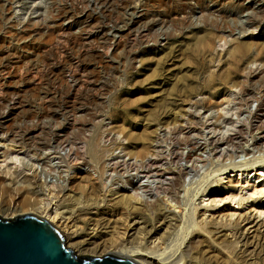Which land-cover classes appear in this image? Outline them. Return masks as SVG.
<instances>
[{
	"label": "rangeland",
	"instance_id": "rangeland-1",
	"mask_svg": "<svg viewBox=\"0 0 264 264\" xmlns=\"http://www.w3.org/2000/svg\"><path fill=\"white\" fill-rule=\"evenodd\" d=\"M123 1L114 0L112 5L98 9L93 16L103 19L115 9H121L118 5L120 6ZM195 1L197 0L188 1L186 12L190 13V8H194L196 15L193 20L200 21L198 26L177 27L176 31L172 28L162 30L164 32L157 30L159 37L156 40H150V45L141 50L142 53L136 60L123 62L120 60V53H117L116 59L109 58L111 50L106 51V47H101V40L90 47L87 45L79 47L86 35L82 27L87 26L91 21V18H87L85 14H77L73 19L62 20L60 29L65 31L64 34L54 32L52 33L54 37L50 36L54 27L48 19L58 9L69 6V2L67 5L60 0H0V102L3 99L6 104L2 111H12L14 104L16 107L19 104L21 108L26 107L25 114L29 105L33 111L38 110L37 107L42 104V101L33 99L35 97L31 93H24V89L35 87L39 90L38 95L42 96L45 93L46 85L40 80L38 72V64L45 60L51 63L53 60V66L61 69L56 71L53 77L61 78L63 85L72 86L73 95H76L77 90L81 94L86 91L85 95L95 98L98 103L97 105L86 103L82 106V110L68 113L53 124H48L46 120L41 124L36 119L27 123L22 122L20 119L23 115L19 120H17L19 115L15 116L19 114V111H14V114L11 112L10 117L1 121L0 155L3 156L1 154L3 151L10 154L4 160L0 158V186L7 187L10 189L11 196L14 195L12 198L4 197V202H1L0 197V208L9 214L0 215L1 219L34 216V213L39 215L41 210L53 206L58 200L54 201L49 191L53 194L58 193L59 198L68 189L81 194L76 188V184L81 181V175L89 176L94 186L102 192L111 186L123 187L128 191H132V187L137 188L139 195L148 200V203H152L157 198L160 201L166 200L163 197L170 190L173 181L170 173H181L180 183L171 193L182 205L185 200L184 191L199 185L200 177L216 169L219 163L225 161L224 158L227 159L228 156L229 159L233 155L234 162L241 163L250 158L252 156L250 154L256 157L261 153L259 151L264 150V88L258 87L259 89L253 91L254 98L250 99L248 105L237 98V93L241 89L250 91V88H253L249 87L248 83L252 75L264 70V21H260L257 26H246L242 34L235 32L231 35H228V32L218 31L210 25L211 19L229 20V23L232 18L244 21L247 18L245 8L254 3H256L255 9L260 6L264 8V1L204 0L202 3L201 0L198 6ZM180 2L176 0L132 1L129 7L131 6V9L135 7V11L131 10L134 15L131 16V12L127 10L124 16L122 15L126 25L119 23L118 25L122 26L119 33H108L106 39L108 38L112 46L128 44L134 39V35L127 30L131 26L130 23L144 14L149 19L159 20L165 8L173 5L180 6L182 4ZM121 13H124L122 9ZM179 17L182 18L183 15ZM86 30L88 33L96 32L95 28H86ZM144 35L146 34L142 33L139 36L137 34L135 39L140 40ZM65 42L67 45L72 42L79 49L70 51ZM89 53L95 55L94 60H90ZM235 66L236 76L235 73L232 74L229 83L217 81L221 85L216 87L218 89L216 97H210L213 90L204 89L200 94L193 96L189 102L174 108L177 114L186 112L195 116L198 121L194 126L196 129L192 128L194 132L186 130L181 136H173L171 132L173 125L165 124H158L147 130V120L156 114L159 101L165 95L168 96L173 86L186 82L201 86V82L208 77H223ZM113 70L116 74L113 79L114 86L109 92H103L98 84ZM11 92H17L19 96L5 95ZM72 101L75 102L76 99L72 98ZM73 120L76 121L77 127H82V130H74L71 134V137L75 135V144L72 147L55 148L58 147L53 145L54 138H57L55 134L61 137L58 128L62 125L68 126ZM122 126L126 127L128 135L148 142L146 145L148 148L155 135L154 130L157 129L159 136H155V141L150 148H155L158 157H151L148 154L140 159L126 155V152L121 149H115L111 139L124 145L127 144V140L115 130L111 131L110 140L105 139V136L113 127ZM18 127L27 129L33 140L42 138L53 146L39 150L37 154L41 152L43 155L39 159L34 152L16 142V136L21 132ZM40 127L43 129L40 130ZM164 131L168 134L164 138H167V141L159 144ZM185 137L192 142L190 146L183 147L182 139ZM89 141L96 143L95 151L100 157L94 163L90 162L86 155ZM176 150L182 158L179 161H172L174 157L172 154H175ZM242 150L250 152L249 156L244 157ZM194 151L196 155L192 161H185V156ZM44 174H50L48 177L46 175L45 183ZM103 184L107 185L104 190ZM214 184L215 176L211 175L199 194L193 198L191 208L195 211V220L199 221L201 219L199 216L205 211L206 221L212 228H217L220 221L225 223L230 220V225L238 222L236 230L243 234H241L243 238H247L240 239L236 244L235 253L239 254L242 251H246L245 254L249 253L250 256L247 257L249 261L246 264H264V219L256 214L263 208L264 198L256 200L258 202L256 210L251 207L250 201L241 203L239 206L232 204L235 214L230 219L228 217L226 219V215L234 212L228 208L229 204L220 203L219 206L214 207L210 204L212 197L209 195L203 197L209 191L218 190ZM23 187L24 189L27 187L29 191L28 205H22L23 197L19 198L18 194L15 195L16 188ZM241 195L246 197L245 191H242ZM95 197L94 193L92 199ZM165 206H168V203ZM31 208L36 211L33 213ZM174 211L176 216H180L182 207ZM95 212L90 210V213ZM99 212L100 217L108 218L109 213L104 208ZM87 224L85 220H80L79 231L86 234ZM250 226L253 228H250L247 233ZM230 227H224L227 234ZM203 251H205L203 264H235L232 259L227 260L222 256H216L217 253L208 254L209 249L206 247ZM98 255L91 257H103L105 254ZM173 259L163 263L172 264Z\"/></svg>",
	"mask_w": 264,
	"mask_h": 264
},
{
	"label": "bare ground",
	"instance_id": "bare-ground-1",
	"mask_svg": "<svg viewBox=\"0 0 264 264\" xmlns=\"http://www.w3.org/2000/svg\"><path fill=\"white\" fill-rule=\"evenodd\" d=\"M60 1L66 2L67 5L68 2L70 4L69 6H64V4V7L58 9V11L54 13L50 19L47 18L49 23L54 27V30H51L52 32H50V36L52 38L54 37L52 36V33L54 32H58L60 35L64 34L65 31H61L60 29L62 20H70L73 19L77 14H85L87 18H91V21L87 26L82 27L83 32H86V35L84 36L79 47H85L84 45L90 47L93 43H97L99 40H101V47H106V51L108 49L111 50V57L109 58L116 59L115 56L117 53H120V60L123 62L136 60L140 53H142L141 50L147 48V46L150 45V40H156L159 37V35L156 33L157 30L162 31L165 29L166 31L169 28H172L176 31L177 27L185 26V28H189L191 26L196 27L200 24L199 20H193V17L196 15L193 7L190 8V13L186 12V4L189 0H176L178 2L181 1L182 4L180 6L173 5L172 7L165 8L159 20L149 19L148 16L144 14L138 20L130 23L131 26H129L127 30L129 33L134 35V39L125 45L115 44L112 46L110 45L108 38L106 39V36L111 32L117 34L119 33V31L122 29V26H119L118 24H124L122 15L124 16L127 10L131 12V16L134 15L133 11H135V7L131 9V6L129 7V3L135 0H124L122 3H120V6L118 5V7H120L124 13H121V9L114 8L115 10L112 9L114 12L103 19L93 16V14L100 8H104L107 5H112L114 0ZM200 1L201 0L195 1V4L198 6ZM203 1L204 0H202V3ZM255 4L256 3H254V5ZM254 5H250L245 8L247 12V18L244 21H238L237 18H232L231 23H229V20L222 21L218 19H211L210 25L218 31L228 32V35H231L235 32L242 34L245 32L246 26H257L260 21H264L263 6L257 7L255 9L256 5ZM180 15H183V17H179ZM86 28H95L96 32L88 33ZM142 33L146 35L142 36L140 40L135 39L137 34L139 36ZM67 46L69 47L70 51H75V48L79 49V47L74 45L72 42L68 43ZM88 56L90 57V60H94L95 55L93 53H89ZM83 58L84 57H82V59ZM118 60L119 59H117V61ZM52 63H54L53 60ZM52 63L51 61L45 60L38 64V72L41 78L40 80H42V82L45 83L44 85H46V90L44 91L45 93H43L42 96L37 94L39 90H36L35 87H33L34 89L29 87H25L24 89V93H31V95L35 97L33 99H39L42 101V104L37 107L38 110L33 111L29 105L25 114L26 107L23 106V108H21V105L17 103L20 106L18 105V107H16L14 104L12 111H2L3 107L6 105L5 101L2 99L0 102V125L1 121L10 117L11 112L14 114V111H19V114L15 115H19L17 120H19V118L23 115L20 119L22 122L27 123V121L36 119L41 124L45 120L49 122L48 124H53L57 122L60 117H63L68 113L71 114L74 111L82 110V106L86 105V103L90 102L96 105L98 104L95 98L85 95L86 91L84 94H81L78 93L79 91L77 90V93L75 92L76 95H73L71 92L72 86L63 85L61 78L56 76L53 77L54 73L61 69H58L57 66H53ZM116 68H114V70H117ZM114 70L108 73L107 78L99 82L98 86L101 90H103V92H109L114 86L113 79L114 75H116L114 74ZM232 74L236 76V66L228 70L223 77H208L201 82V86H198L197 84L191 85L187 82L173 86V89L170 93H168V96L165 95L159 101V107L156 114L151 119L147 120V130L158 124H165L173 125V129L171 131L173 136H181L186 130L192 132L194 130L192 128H195L194 126L198 120L195 119L193 114H187L186 112L177 114L174 112V108L178 105H182V103L189 102L193 96L200 94L204 89L206 91L213 90V92L210 93V97H216L218 94V89L216 87L221 85L219 82H223L225 84L229 83L232 79ZM248 81L249 87L253 88H250V91L241 89L239 93H237V98L245 105H248L250 99L254 98V90H257L258 87L264 88V70L259 71L256 75H252ZM5 95H12L16 97L19 96V93L11 92L6 93ZM72 98H75L76 101H72ZM122 114L125 115L124 113ZM99 116H101L100 113ZM122 122L125 123L124 121ZM76 124V121L73 120L68 126L62 125V127L58 128L60 130L61 137H59L58 134H55L57 138L53 137L54 147L58 146L55 148L62 146L72 147L75 144V135L71 137V134L74 133V130H82V127H77ZM41 128L42 127L39 129L41 130ZM19 129L21 132L19 135L16 134V142L23 144L28 150L34 152L35 156L37 155L39 159H41L42 155L41 152L37 154L39 150H44L45 148H51L53 146H51L47 140L42 138L33 140V138H30V133H28L27 129ZM48 130L49 129H47V131ZM113 130H115V132L119 133L125 140H127V144L124 145L122 143H116L115 140L111 139V144L115 147V149H121L122 151L126 152V155L135 158L138 157L140 159H143L148 154L151 157H158L155 148H150L151 144L155 141V136H159V134H157V129L154 130L155 135L150 142L149 148L146 147L148 142H145L137 137H132V135H128L126 127L123 126L119 128L113 127L109 134L105 136V139L110 140V133ZM167 136L168 134L164 131L163 138H161L159 144L166 143L167 138H164ZM182 140H184L183 147L190 146L192 143L189 141L190 139H188V137H185ZM87 144L88 147L86 155L89 161L94 163L97 159H100L95 151L96 143L94 144L93 141H89ZM176 152L175 154L171 153L174 156L172 161H179L182 158L179 156L177 150ZM259 152L261 153L256 155V157L254 154H250L252 156L241 163L234 162V158H232L233 155L230 156L229 159L228 156L227 159L224 158L225 161L223 160L221 164L219 163L216 169L211 170L208 174L206 173V175L202 176V178L200 177L199 185L195 186L194 184L195 187L192 186V188L189 187L185 191L183 190L185 200H183L182 205L180 204L178 198H176L175 195H172L171 193V191L176 189L180 183V179L182 177L181 173H170L173 181L171 182L170 190L167 189L168 192L165 193V196L163 197L166 200L162 199V201H160L156 197L157 199L152 203H148V200H145V198L139 195L140 192L137 188L134 189V187H132V191H128L123 189V187L116 188L111 186L108 187L105 192H102V190H98V188L94 186L95 184L90 181L88 178L89 176L82 177L81 175L80 183L78 182L76 184V188H78L77 190L81 194L75 193V190L73 189H68V191L64 193L61 198H59L60 195H58V193L53 194L52 191H49L48 193L53 196L54 201L58 199L53 204V206L47 209L44 208L39 212V215L34 213L36 209L33 210V208H31V210L35 215H37H34V217L42 219L43 221L58 229L63 234L66 247L71 249L77 256H95L97 254L101 256L103 254H114L135 262L136 264H165L163 261L171 258L173 259V257H175L172 260V264H203V252H205L203 249L206 247L209 249L207 252L208 254L217 253L216 256H222L223 258H227V260L232 259L233 263L235 264H246L249 261V258H247L250 256L249 253L247 252L248 254H245L246 251L242 250V252H239V254L235 253V250H237L236 244L239 243L241 238L244 240L247 238H243V234L241 232L238 233V230H236L238 222H234L233 225H230V220L226 221L225 223L220 221L217 228H212L210 223L206 221L205 211L201 214V216H199V218H201L199 221L195 220V211L191 208V205L192 201L194 200L193 198L199 194V191L202 189L203 185L208 182L209 178H211V175H214V185L218 190L209 191L203 197L208 195L209 197H212L210 204L214 207L219 206L220 203L229 204L230 207L228 208L234 212L226 215V219L227 217L230 219L235 214L234 208L231 207L232 204H237L239 206L241 203L250 201L251 207L256 210V205L258 203L256 200L258 198H264V150ZM249 153L250 152L242 150L244 157H248ZM251 153H253V151H251ZM1 154L3 156L0 155V158L2 157L4 160L10 153L3 151ZM195 155L196 151L193 153H188L184 160L190 162ZM46 175L48 177L50 174ZM46 175L44 183L46 182ZM196 184H198L197 181ZM62 185H60V187ZM106 186L107 185L103 184V190ZM9 191L10 189L7 187L0 186L1 202H4L3 198L6 196L10 198L14 197V195L11 196ZM242 191H245L246 197L241 195ZM94 193L96 197L92 199V195H94ZM16 194H18L19 198L23 197V199H21L22 205L29 204V191L27 187H25V189L24 187L16 188L15 195ZM96 194H98V196ZM85 196H87L86 199ZM166 203H168V206H165ZM171 203H173V205ZM181 207L182 216H176L174 210ZM206 207L208 206L206 205ZM103 208L109 213L108 218L100 217L99 211ZM263 209L264 206L260 211H257L256 214L258 217L262 216L264 219ZM90 210H95L96 212L90 213ZM0 215L9 214H6V212L0 208ZM196 217L198 218V216ZM80 220H85L86 223H88L86 228L87 233L85 232L86 234L82 233V231H79L80 229L78 227V222H80ZM226 226H231L228 234L224 228ZM250 228H253V226L248 228L247 233ZM253 232H255V230ZM246 244L248 246L247 242Z\"/></svg>",
	"mask_w": 264,
	"mask_h": 264
},
{
	"label": "water",
	"instance_id": "water-1",
	"mask_svg": "<svg viewBox=\"0 0 264 264\" xmlns=\"http://www.w3.org/2000/svg\"><path fill=\"white\" fill-rule=\"evenodd\" d=\"M0 264H136L126 258L77 256L66 247L63 234L49 223L25 215L0 218Z\"/></svg>",
	"mask_w": 264,
	"mask_h": 264
}]
</instances>
